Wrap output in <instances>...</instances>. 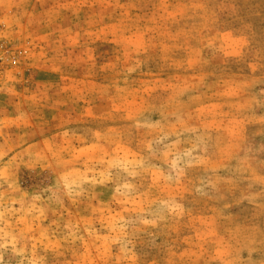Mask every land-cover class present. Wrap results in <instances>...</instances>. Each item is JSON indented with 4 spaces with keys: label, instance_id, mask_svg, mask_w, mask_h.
Listing matches in <instances>:
<instances>
[{
    "label": "rangeland",
    "instance_id": "obj_1",
    "mask_svg": "<svg viewBox=\"0 0 264 264\" xmlns=\"http://www.w3.org/2000/svg\"><path fill=\"white\" fill-rule=\"evenodd\" d=\"M0 264H264V0H0Z\"/></svg>",
    "mask_w": 264,
    "mask_h": 264
}]
</instances>
